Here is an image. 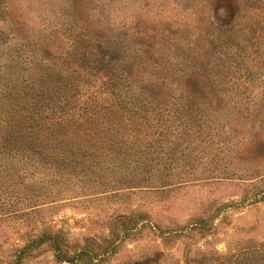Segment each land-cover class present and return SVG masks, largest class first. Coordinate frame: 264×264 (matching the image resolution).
Listing matches in <instances>:
<instances>
[{"label": "rangeland", "instance_id": "1", "mask_svg": "<svg viewBox=\"0 0 264 264\" xmlns=\"http://www.w3.org/2000/svg\"><path fill=\"white\" fill-rule=\"evenodd\" d=\"M72 2L0 0V9L18 10L26 30L61 55L74 32L69 10H82L117 50L129 87L163 85L173 95L179 76L208 75L233 116L220 112L221 149L213 162L197 151L181 184L55 197L0 215V264H62L38 243L45 232L60 233L69 252L101 254L94 264H264V0ZM7 42L0 37V47Z\"/></svg>", "mask_w": 264, "mask_h": 264}, {"label": "trees", "instance_id": "2", "mask_svg": "<svg viewBox=\"0 0 264 264\" xmlns=\"http://www.w3.org/2000/svg\"><path fill=\"white\" fill-rule=\"evenodd\" d=\"M69 11L74 32L61 55L26 30L18 10L0 9V37L9 40L0 47V215L55 197L181 184L195 173L197 151L213 162L221 149L220 112L233 116L208 75L179 76L173 95L163 85L129 87L117 50L98 40L82 10ZM89 36L97 39L79 42ZM43 242L62 264L103 259L69 252L60 233L40 234Z\"/></svg>", "mask_w": 264, "mask_h": 264}]
</instances>
